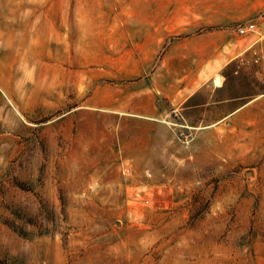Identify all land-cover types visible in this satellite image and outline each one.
<instances>
[{
    "label": "rangeland",
    "instance_id": "1",
    "mask_svg": "<svg viewBox=\"0 0 264 264\" xmlns=\"http://www.w3.org/2000/svg\"><path fill=\"white\" fill-rule=\"evenodd\" d=\"M146 4L0 0V264H264L257 55L172 112L169 161L121 181L105 151L99 66Z\"/></svg>",
    "mask_w": 264,
    "mask_h": 264
},
{
    "label": "crops",
    "instance_id": "2",
    "mask_svg": "<svg viewBox=\"0 0 264 264\" xmlns=\"http://www.w3.org/2000/svg\"><path fill=\"white\" fill-rule=\"evenodd\" d=\"M146 3L144 23L130 26L129 47L119 51L114 41L108 55L113 63L99 64L100 78L120 82L98 87L96 96L103 119L99 136L107 139L110 159L118 161L121 181L124 162L139 171L171 159L177 146L172 112L213 82L225 66L253 53L264 74V0ZM239 24H255L257 32L241 36ZM259 99V104L264 101Z\"/></svg>",
    "mask_w": 264,
    "mask_h": 264
},
{
    "label": "built area",
    "instance_id": "3",
    "mask_svg": "<svg viewBox=\"0 0 264 264\" xmlns=\"http://www.w3.org/2000/svg\"><path fill=\"white\" fill-rule=\"evenodd\" d=\"M236 30L241 36H246L251 32H255L256 26H255V24H249V25L239 24L236 26ZM174 113H175V116H177L176 110L174 111ZM181 135H183V134H181Z\"/></svg>",
    "mask_w": 264,
    "mask_h": 264
}]
</instances>
